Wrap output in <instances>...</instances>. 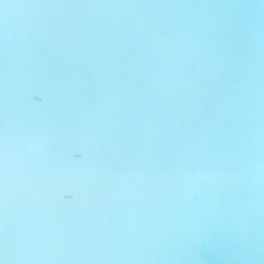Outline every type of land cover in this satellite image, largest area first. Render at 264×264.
I'll use <instances>...</instances> for the list:
<instances>
[{"label": "water", "instance_id": "obj_1", "mask_svg": "<svg viewBox=\"0 0 264 264\" xmlns=\"http://www.w3.org/2000/svg\"><path fill=\"white\" fill-rule=\"evenodd\" d=\"M0 264H264V0H0Z\"/></svg>", "mask_w": 264, "mask_h": 264}, {"label": "snow or ice", "instance_id": "obj_2", "mask_svg": "<svg viewBox=\"0 0 264 264\" xmlns=\"http://www.w3.org/2000/svg\"><path fill=\"white\" fill-rule=\"evenodd\" d=\"M127 6V5H123ZM246 7V5H240ZM32 104L37 107H46L50 103V96L43 87H37L31 95ZM65 157L74 162H83L88 159V151L82 147L78 141H71L68 144V150L63 153ZM70 186H65L61 192V196H72L73 193L69 190Z\"/></svg>", "mask_w": 264, "mask_h": 264}, {"label": "clouds", "instance_id": "obj_3", "mask_svg": "<svg viewBox=\"0 0 264 264\" xmlns=\"http://www.w3.org/2000/svg\"><path fill=\"white\" fill-rule=\"evenodd\" d=\"M30 103H32V99H31V97H30Z\"/></svg>", "mask_w": 264, "mask_h": 264}]
</instances>
